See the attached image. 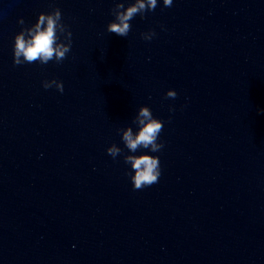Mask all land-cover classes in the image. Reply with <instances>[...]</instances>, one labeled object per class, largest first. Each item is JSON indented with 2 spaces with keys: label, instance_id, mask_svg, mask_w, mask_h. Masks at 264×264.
<instances>
[{
  "label": "water",
  "instance_id": "95a60500",
  "mask_svg": "<svg viewBox=\"0 0 264 264\" xmlns=\"http://www.w3.org/2000/svg\"><path fill=\"white\" fill-rule=\"evenodd\" d=\"M116 2L0 0V264H264V0H174L127 37ZM53 7L71 51L14 66L18 20ZM142 105L165 146L134 191L106 148Z\"/></svg>",
  "mask_w": 264,
  "mask_h": 264
},
{
  "label": "clouds",
  "instance_id": "9594fccd",
  "mask_svg": "<svg viewBox=\"0 0 264 264\" xmlns=\"http://www.w3.org/2000/svg\"><path fill=\"white\" fill-rule=\"evenodd\" d=\"M174 0H119L111 9L113 17L106 25L108 33L119 37H127L131 30V21L139 15L145 18L146 12L154 11L158 5L164 8L173 6ZM21 30L12 41L13 65L37 64L47 65L49 62L61 63L71 51L72 32L69 25L63 22L62 11L53 7L49 12L37 14L35 22L25 25L23 18L18 20ZM162 30H163V26ZM157 33L154 30L141 33V38L150 41ZM42 87L55 89L63 93L64 85L57 79L42 81ZM177 92L169 89L165 98L175 99ZM169 107V112H174ZM171 117H169L170 121ZM165 121L153 115L150 107L142 105L137 110L131 123L117 129L123 148L113 143L106 148V153L113 160L121 157L126 168V175L132 189L142 190L159 182L162 174L160 157L155 155L164 148L160 134ZM125 149L127 151H125ZM139 153V154H138Z\"/></svg>",
  "mask_w": 264,
  "mask_h": 264
}]
</instances>
